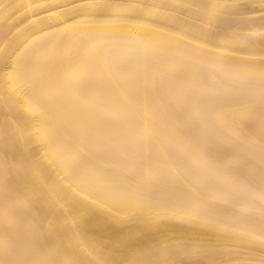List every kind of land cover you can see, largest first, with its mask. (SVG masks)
<instances>
[{
  "label": "bare ground",
  "instance_id": "bare-ground-1",
  "mask_svg": "<svg viewBox=\"0 0 264 264\" xmlns=\"http://www.w3.org/2000/svg\"><path fill=\"white\" fill-rule=\"evenodd\" d=\"M0 264H264V0H0Z\"/></svg>",
  "mask_w": 264,
  "mask_h": 264
},
{
  "label": "rangeland",
  "instance_id": "rangeland-1",
  "mask_svg": "<svg viewBox=\"0 0 264 264\" xmlns=\"http://www.w3.org/2000/svg\"><path fill=\"white\" fill-rule=\"evenodd\" d=\"M205 80H206V79H205ZM205 80H203V82H205ZM206 84H207V80H206ZM207 85H208V84H207ZM209 146L211 147V149H210V147L207 146L206 148H208V149H210V150L207 149L206 152L209 153V154H211V156L214 157V159H215V161H216V163H217L218 160L220 161V159H221L220 157H222V153H223V156L225 155L226 150H225V149H219L218 146H217V144H216V142H215V140H213V139L210 140V142H209ZM217 148H218V149H217ZM213 149H214V150H213ZM223 150H224L225 152H224ZM214 151H215V152L219 151V152L215 153ZM221 151H222V153H221ZM210 152H211V153H210ZM212 153H213V154H212ZM219 153H220V154H219ZM216 156H217V157H216ZM223 158H225V157H223ZM223 158H222V159H223ZM217 159H218V160H217ZM222 159H221V161H222L221 164H223V165L220 164V166H221V167H224V168L227 166V171H228V172H229L230 169H233L234 167H237L236 165H232V166H234V167H232V166H231L230 164H228L227 162H226V164H225V162H223V161H225V160H222ZM225 159H226V158H225ZM226 161H227V160H226ZM224 164H225V165H224ZM243 164H244V163H242V165H239V168H240L241 166H243ZM246 164H247V163H245L244 165H246ZM218 165H219V164H218ZM237 165H238V164H237ZM228 167H229V168H228ZM239 168H238V169H239ZM228 169H229V170H228ZM234 169H237V168H234ZM238 169H237V170H238ZM225 170H226V168H225ZM231 171L233 172L234 170H230V172H231ZM238 172H240V174H237ZM238 172L235 170L234 173H232L233 176L235 175V173L237 174V178L239 177V175L242 176V170L240 171V169H239ZM235 176H236V175H235ZM235 178H236V177H235ZM239 178H240V177H239ZM244 200H245V199H244ZM17 206H18V205H16L15 207L17 208ZM18 208H20V207H18ZM23 229H24V227H23ZM23 231H24V230H23ZM20 234L22 235V234H25V233L21 232ZM26 235H27V234L21 236V238L24 237L23 239H25V238L27 237ZM27 238L29 239V237H27ZM27 238H26V239H27ZM34 246H35V248H36V247L39 246V245H34ZM35 248H34V247H33V249H32V248H28V250H26V251H27L26 253L28 254V253H29L28 251H30L31 249L33 250V252H34V250L36 251ZM37 248H38V250H37L36 252L40 251L41 247L39 246V247H37ZM8 249H9V248H8ZM8 249L4 252V253H6V254H5L6 256H8L9 253H12V252H11L12 250H10V249L8 250ZM8 252H9V253H8ZM7 253H8V254H7ZM38 253H41V251L38 252ZM9 255H10V254H9Z\"/></svg>",
  "mask_w": 264,
  "mask_h": 264
}]
</instances>
